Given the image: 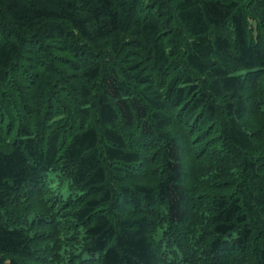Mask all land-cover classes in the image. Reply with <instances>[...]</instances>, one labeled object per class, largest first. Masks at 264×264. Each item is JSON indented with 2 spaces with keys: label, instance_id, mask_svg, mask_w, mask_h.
<instances>
[{
  "label": "trees",
  "instance_id": "1",
  "mask_svg": "<svg viewBox=\"0 0 264 264\" xmlns=\"http://www.w3.org/2000/svg\"><path fill=\"white\" fill-rule=\"evenodd\" d=\"M0 264H264V0H0Z\"/></svg>",
  "mask_w": 264,
  "mask_h": 264
}]
</instances>
